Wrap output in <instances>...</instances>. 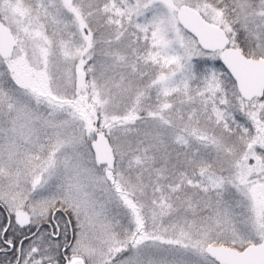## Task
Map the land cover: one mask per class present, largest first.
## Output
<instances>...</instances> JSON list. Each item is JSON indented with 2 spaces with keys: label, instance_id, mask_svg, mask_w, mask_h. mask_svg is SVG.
<instances>
[{
  "label": "snow or ice",
  "instance_id": "obj_1",
  "mask_svg": "<svg viewBox=\"0 0 264 264\" xmlns=\"http://www.w3.org/2000/svg\"><path fill=\"white\" fill-rule=\"evenodd\" d=\"M0 264H264V0H0Z\"/></svg>",
  "mask_w": 264,
  "mask_h": 264
}]
</instances>
